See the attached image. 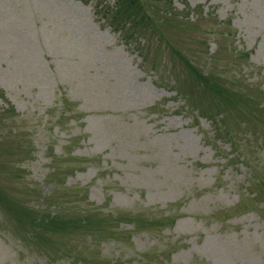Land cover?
Masks as SVG:
<instances>
[{"label": "rangeland", "instance_id": "1", "mask_svg": "<svg viewBox=\"0 0 264 264\" xmlns=\"http://www.w3.org/2000/svg\"><path fill=\"white\" fill-rule=\"evenodd\" d=\"M84 1L0 0V112L16 115L0 134L18 146L0 189L34 209L0 205V264H264L261 123L235 145L218 139L184 62L108 26L95 5L114 0ZM168 10L181 29L165 38L185 59L264 102V0ZM214 96L202 93L207 109ZM60 205L90 221H48L32 239L30 217Z\"/></svg>", "mask_w": 264, "mask_h": 264}, {"label": "trees", "instance_id": "2", "mask_svg": "<svg viewBox=\"0 0 264 264\" xmlns=\"http://www.w3.org/2000/svg\"><path fill=\"white\" fill-rule=\"evenodd\" d=\"M85 1L88 2V0ZM95 7L97 14L103 18L106 24L113 30L119 32L124 39L129 38L134 34L145 38L156 37L159 39V46L164 43L167 51H169L168 53L171 56V64H173L172 61L174 60L179 62L180 65H183L182 63L184 62L192 74L193 83H195V87L198 92L195 99L193 98V103L197 104L199 113L207 115L211 118V121L214 124V132L218 139L226 138L231 142V144L235 145L239 140L238 135L243 130H247L249 133L253 130L255 131L254 127L257 123L250 121L252 117L253 120L256 118L257 121L261 123L258 124V127L264 128V102H258L250 99V97L247 96L250 95V88L246 85H242L240 82H237V85L234 84L236 87L231 89L223 87V84L220 82L221 87L218 83H216L213 73L212 75L207 71L205 72L198 64L196 67V65L192 64L190 60L185 59L186 55L183 54L182 50L165 38V32L174 31L176 33V28L178 30L181 29V25L178 23L177 15L168 10L172 8V0H114V5L112 6L102 5L100 1L95 5ZM163 26L164 28H162ZM154 54L156 56H153L155 59L152 58L153 64L159 56V53L156 51ZM180 74L178 76H180ZM228 87L231 86L228 85ZM191 92H188V100L191 98ZM204 92L208 95H212V93L216 94V96L211 97L208 100L210 109H207L202 101V93ZM5 111L6 115L0 112V132L5 130L10 125L6 123L4 119H14L16 116L12 107L5 109ZM229 115L234 118L232 123H229L230 120L227 121V119H230ZM251 135L249 139L253 140ZM2 137L3 136L0 134V172H3L6 168H12L9 158L15 154V149L18 148V146L13 143V140L6 137V139L2 141ZM259 144L262 145L264 149V140H260L257 144L252 143L255 147ZM240 155V152H238L237 156ZM261 171L262 169L260 172ZM8 174L12 175L10 172H8ZM255 186L257 187V191H255L254 199H258L264 194V177L258 178ZM258 187H260V189ZM20 204L23 208L26 207L29 211L34 210L33 206H30L29 204L24 205L21 200L19 201L17 198L5 194L3 189H0V205L5 210H10L12 205L21 207ZM61 206L62 205L59 206L57 211L47 213L44 216L41 214L40 217L33 215L34 222L30 217V221L34 225L31 233L32 239L37 238L39 240L42 238L41 233L43 232V226H41V224L48 221H55L57 223L65 222L67 223L66 228L72 226L69 222H74L75 219L73 217L64 219L60 214V211L63 210ZM68 207L75 209V207ZM40 211L44 210L41 209ZM26 213L28 212L25 210V214ZM169 216L170 215H168V217ZM85 217L86 218L81 219L78 217L77 221L74 222L73 227L80 230L83 227V223H86L88 220L90 221L87 215ZM128 218L134 221V226H136V228L146 227L150 225L149 222H151V220H148L147 222L143 221L142 217L136 218L135 214H130ZM92 231L94 230H91L90 232Z\"/></svg>", "mask_w": 264, "mask_h": 264}]
</instances>
